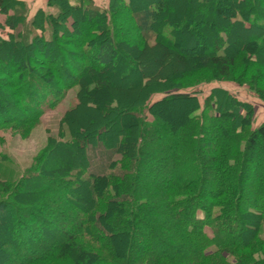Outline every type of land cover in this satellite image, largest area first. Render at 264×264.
<instances>
[{"label": "trees", "instance_id": "obj_1", "mask_svg": "<svg viewBox=\"0 0 264 264\" xmlns=\"http://www.w3.org/2000/svg\"><path fill=\"white\" fill-rule=\"evenodd\" d=\"M208 1L193 3L199 6ZM184 5L186 11L194 8L186 2ZM170 8L175 25L163 35L158 28L164 20H170L166 15ZM125 10L138 31L137 45L154 52V57L158 54L157 61L165 54L164 62L170 59L172 45L178 40L175 33L187 29L193 32L190 21L186 28H180V11L169 0H47L34 13L26 0H0V14L4 16L0 57L8 47L20 49L11 56V69L0 64V87L9 89L3 96L0 92V128L38 123L44 113L55 110L74 90V104L65 112L59 136L50 137L60 151L63 167H70L68 171L51 177L43 162H36L20 173L12 168V162L4 164L8 158L0 154V182L4 189L11 188L0 199V213L10 206L9 195L20 192L31 179L51 184L39 191L44 196L39 205L11 208L22 232L14 231L18 239L0 235V249L5 256L0 264L62 262L64 249L74 243L78 248H90L99 262L133 264L132 246L144 250L154 238L177 253L185 247L187 251L166 260L145 254L138 264H264V177L259 203L240 211L242 181L258 148L259 167L264 169V121L254 126L253 104L222 86L212 88L203 107L196 93L187 90L202 82L167 86L166 81L179 74L177 61H159L155 69L148 71L145 51H130L126 46L119 22ZM228 10V14L217 11L225 23L218 28L211 51L198 58L202 68L215 66L220 76L203 83L237 82L247 85L264 101V86L259 79L255 82L253 78L247 81L245 77H232L239 64L247 67L263 63L261 57L264 61V0H235ZM184 17L187 19L186 14ZM236 31L256 32L248 41L233 46L231 38ZM150 42L154 44L147 45ZM122 50L131 53L122 59V67L124 77L137 75V93L104 100L107 81L92 82L87 74L108 67ZM172 56L170 60L175 59L174 53ZM68 63L74 72L69 71ZM172 87L181 91L169 94L167 90ZM161 93L165 95L152 101ZM181 101L193 108L185 118L191 126L182 132L181 146L177 145L170 155L176 176L148 188L141 178L157 167L148 158V140L156 138L160 146V138L167 142L166 147H172L174 139H180L177 133L169 139L165 130L158 135L162 126H172L163 123L157 108ZM81 108L95 114L101 110L103 114L122 113L132 122H127L124 131L107 123L97 128L94 124H76L73 118ZM216 123L221 125L216 127ZM214 138L218 142L203 156L202 145ZM185 152L191 157H184L183 163L188 164L182 169ZM215 188L220 192L212 191ZM73 218L71 225L64 224ZM116 221H121V227L111 229L109 226ZM230 221L233 235L226 232ZM119 236L120 242L116 240Z\"/></svg>", "mask_w": 264, "mask_h": 264}, {"label": "rangeland", "instance_id": "obj_2", "mask_svg": "<svg viewBox=\"0 0 264 264\" xmlns=\"http://www.w3.org/2000/svg\"><path fill=\"white\" fill-rule=\"evenodd\" d=\"M26 1L29 2L31 6V13H34L40 6H44L47 4V0ZM139 1L143 2L144 0ZM169 2L170 4L175 5L180 11V28H186V23L187 25H189L190 22L193 24L194 28L192 29V27H189L190 30H193L192 33L189 31L186 32L189 29H187L185 33L180 30L175 33L178 40L177 43H174L172 45L173 49L171 51L172 54H175L174 60H170L174 58L172 54H169L170 59H166L165 62L164 58L166 57V54L161 59V61L164 63H166L167 61H177L178 63L177 70L179 74L176 76V79L173 78L166 81L168 82L167 86L183 87L202 82L194 88L187 89L196 93V95L198 96L199 103L202 107L204 105L205 98L210 94L212 88L216 86H222L224 89L229 91L231 94H233L240 100L253 104L254 112L252 115V121L254 126H257L258 124L263 122L264 101L260 100L254 93V91H252L247 85H240L239 83L232 81H212L210 83H203V81L207 79L219 77L220 75L218 74L215 66L209 68H202L199 64L198 58L211 51V48L213 46V38L216 37L217 30L220 26L223 25V23H225V19H223L222 15H218L217 11L223 10L226 14H228V9L234 4L235 0H210L205 4L199 6H196L193 3V0H169ZM185 2L187 6L189 3L190 6L194 8H192V10L190 11H186L187 8H185ZM140 5H142V3ZM125 11L126 12L120 16L119 22H121V30L124 35L123 38L126 41V46L130 51H145L146 47H141L137 45L136 42L138 38V31L137 29H135L134 25L131 22V19L129 18V11ZM185 14L187 15V19L184 17ZM166 15L170 17V20H164V23H161V26H159L160 28H158L160 33H163V35L167 31L172 30L176 20L174 17L173 9L170 8V10L166 11ZM3 21L4 16L0 14V25L3 23ZM83 26L86 27V25ZM252 32L255 33L256 31ZM252 32H234V36L231 38L232 45L234 46V44L236 43L238 44L241 42L248 41L249 38L253 37ZM153 44L154 42H150L147 45L152 46ZM18 51H20V49L15 46L6 48L3 53V56L0 57L1 66H4L6 69H11V56L18 53ZM22 52L25 53L26 51L22 50ZM153 53L154 52L152 51L143 52L148 71L155 69V66L160 61H157L156 59L158 54L154 57ZM130 54L123 51V53H120L119 57L114 58V60L108 67L101 66V70L97 69L95 73L89 72L87 74V79L92 82L97 81L99 79H104L105 81H107L108 88L105 89L103 93L105 94V96L103 95L104 100L107 99L109 101L114 97L118 98L120 95L123 97H129L137 93V75L132 74L127 77H124L125 70L122 67V59H125V57L129 56ZM55 59L56 55L54 56V60ZM261 62L263 63L252 64L247 67L243 66L242 64H239L233 72L232 77H245L247 81H251V78H253V81L255 82L256 79H259L261 85L264 86V61L262 60V57ZM67 67L69 68V71L74 72V68L71 64L68 63ZM185 67L189 69L186 71V69L184 70ZM3 79L5 80L6 77H3ZM174 87H172V89L167 90L169 91V94L181 91V89ZM0 92L3 96L4 93L9 92V89H2L0 87ZM163 95H165V93L156 94L153 97L152 101H155ZM73 97L74 90H71L69 92V95L64 99L62 103H60V105L55 110H49L44 113L41 120L36 124L27 127H19L14 125L2 126L0 128V154H3L8 158V160H6L4 164L10 165L12 162V168L19 170V172L21 173L27 170L32 165H34L36 162L37 164L43 162L45 172L51 177H58L60 174H63L65 171H68L70 167H63V162L59 158L60 151H57V147H54L50 137L59 136L62 126V119L65 116V112L74 104ZM125 102L130 101H124V103ZM192 108L193 106L191 104L184 101L165 103L157 108V112L162 118L163 123L167 126L169 124L170 126H172L170 129L169 127L167 128L162 126L163 128L159 129L158 135L159 133L160 135H162V132L165 130L166 133L170 134L169 139H173L174 137L172 135L175 133L178 134V137L180 136V139H174L175 143H173L172 147H166L167 142L160 138H158L160 146H158L156 138L148 140L146 148L148 158L150 161L153 160L155 163H157L155 172L148 173L149 176L144 175V177L141 178V182L143 183V185H146L148 188H153L154 185L156 186L160 184V182H164L165 179H169L171 177L174 178L176 176L175 171H173L170 165V155L177 145V147L181 146L180 144L184 139L182 132H184V130L188 129L191 126L187 125L185 118L187 116V113ZM78 114L79 115L77 116V118H73L76 124L80 123V125L86 126L94 124L96 128L101 127L103 123H107L108 125H115V127L118 128L120 131H124L125 129H127V126H129V124L132 122V119H126L124 115H122V113L119 115H114L105 112V114H103L102 110L99 113L95 114L92 112H87L84 110V108H81L79 109ZM148 118L152 119L153 116L149 114ZM220 125L221 124L219 123L215 124L216 127H219ZM181 139L182 141H180ZM217 142L218 138H214L211 141L205 142L200 150L201 154L203 156H207L210 153V150L215 146ZM259 153V148L254 151L253 163H249L246 169L245 177L242 181L243 198L240 202V211L249 206H255L257 203H259L257 201V198L260 196L259 194L262 193L263 188L261 186V180L264 177V169L259 167V163L261 162ZM182 154L184 156L183 159H181L182 162L180 168L182 167L183 169L184 165L188 164V162L183 163V160L185 159L184 157H187V159H189V157L191 156L186 152ZM47 167H49L50 170L46 169ZM147 172L148 171H146L145 173ZM50 185L47 184L44 180L31 179L30 181L23 184V189L20 192L14 191L13 195H9L8 200L11 201V207H7L3 212L0 213L1 236L16 238L17 235L14 231L17 230V232L19 233L22 232L20 230L21 228L16 222L15 213L11 210V208H13V206L15 207V205H39V203H42L44 200V196L39 191L44 190L46 186ZM4 188V185H2L0 182V199L5 198L7 193H9L11 189ZM212 191L220 192L219 188H215ZM253 191L254 193L256 192V194H254ZM144 192L147 193L148 191ZM74 220L75 219L73 218L72 221L66 222L64 224L71 225ZM34 222L35 221H32V223ZM121 225V221H116L115 225L113 224L109 227H111L112 229L113 227H121ZM226 229V232H228L230 235H233L235 233V229L231 225V221L229 227H227ZM120 237L121 236L117 237L116 239L119 242ZM141 237H145V235L142 234ZM150 243V246L144 250H141L139 245L132 246L133 264H138L142 259L141 257L145 256V254L151 256V258H155V260H166L174 255H177L179 253H185L187 251V248L185 247L183 248V250L177 253L173 251L167 243H164L159 238H154L150 241ZM64 255L65 259L62 260V262L53 261V264H114L111 262H99L98 256L93 251H91L90 248H78L75 243L70 244L69 246H67V248L64 249ZM122 259L125 260L124 257H122ZM3 260H5V256L3 255L0 249V263Z\"/></svg>", "mask_w": 264, "mask_h": 264}, {"label": "crops", "instance_id": "obj_3", "mask_svg": "<svg viewBox=\"0 0 264 264\" xmlns=\"http://www.w3.org/2000/svg\"><path fill=\"white\" fill-rule=\"evenodd\" d=\"M43 6V5H42ZM41 7V6H40Z\"/></svg>", "mask_w": 264, "mask_h": 264}]
</instances>
